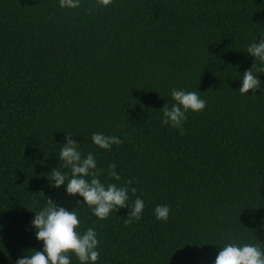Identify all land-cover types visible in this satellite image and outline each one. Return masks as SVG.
Wrapping results in <instances>:
<instances>
[{
	"label": "trees",
	"instance_id": "16d2710c",
	"mask_svg": "<svg viewBox=\"0 0 264 264\" xmlns=\"http://www.w3.org/2000/svg\"><path fill=\"white\" fill-rule=\"evenodd\" d=\"M261 37L264 0H0V264L43 250L32 221L47 199L76 211L81 235L94 228L96 264H215L228 244L264 251V73L254 70V93L238 92L254 63L264 67L247 52ZM173 89L206 101L183 134L162 123ZM93 133L123 143L100 149ZM66 135L82 159L93 155L101 183L137 188L128 205L143 200L139 221L125 224L128 208L100 220L50 184L53 169L71 178Z\"/></svg>",
	"mask_w": 264,
	"mask_h": 264
},
{
	"label": "clouds",
	"instance_id": "9594fccd",
	"mask_svg": "<svg viewBox=\"0 0 264 264\" xmlns=\"http://www.w3.org/2000/svg\"><path fill=\"white\" fill-rule=\"evenodd\" d=\"M113 0H96V4L107 7ZM61 8L75 9L80 6V0H59ZM247 52L255 60L264 64V37L260 41L252 43ZM254 70L264 73V67H256L247 70L242 76V86L238 92L241 95L253 93L260 86L261 81L254 75ZM211 91V90H209ZM264 93V89H261ZM175 102L171 108L166 104L161 112L163 113L162 123L181 129L183 134V123L187 119L189 111L199 113L206 107V101L200 98L196 91H184L173 89L171 92ZM72 135H66V145L61 147L59 159L64 166L70 169L71 178L59 170L51 171L54 188L59 189L66 185V192L69 196H80L84 205L92 210L95 217L100 220L107 219L109 214L121 208H128L126 225L139 221L144 209V202L137 197L134 204L129 207V191L135 195V187H117L116 184L105 185L97 178L100 172L96 171L97 164L91 153L86 158L81 157L78 150L79 144L74 142ZM93 143L100 149L109 150L112 145H120L123 141L115 136H106L102 133L92 134ZM109 177L119 181L120 176L116 172V165H109ZM91 177L89 181L87 178ZM67 180V183H66ZM132 181H128L131 185ZM170 209L167 206L158 205L155 208V217L159 221L166 222ZM80 221L75 210L67 211L47 199V206L35 214L32 226L36 230V239L43 243L42 251H33L16 261V264H70V256L75 255L80 264H96L100 252L97 250L98 239L94 228L89 227L81 235L77 229ZM215 264H264V251L259 246L244 244L237 246L228 244L222 248L216 257Z\"/></svg>",
	"mask_w": 264,
	"mask_h": 264
}]
</instances>
